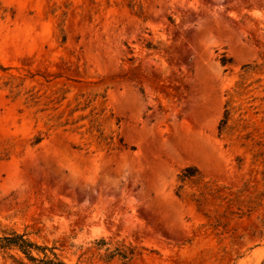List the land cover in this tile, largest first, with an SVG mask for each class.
I'll use <instances>...</instances> for the list:
<instances>
[{
	"label": "rangeland",
	"instance_id": "obj_1",
	"mask_svg": "<svg viewBox=\"0 0 264 264\" xmlns=\"http://www.w3.org/2000/svg\"><path fill=\"white\" fill-rule=\"evenodd\" d=\"M0 152V236L66 264H264V0H0Z\"/></svg>",
	"mask_w": 264,
	"mask_h": 264
},
{
	"label": "trees",
	"instance_id": "obj_2",
	"mask_svg": "<svg viewBox=\"0 0 264 264\" xmlns=\"http://www.w3.org/2000/svg\"><path fill=\"white\" fill-rule=\"evenodd\" d=\"M62 39H65V35L62 36ZM148 49H154V46L149 43L147 44ZM219 62L222 66L229 65L231 63V59L227 58L224 55H221L219 58ZM244 69H248L249 66L243 67ZM3 71L9 70V68H1ZM10 78H13L12 75H9ZM7 85V84H6ZM11 87V92H12V86ZM30 101H34L37 97L31 95L30 96ZM37 103V101H36ZM230 121V111L225 107L223 117L220 120L218 127H217V132L219 135H221L229 125ZM244 128V126H242ZM90 134L93 132L98 133L96 136V139L98 142H104L106 141V138L102 137V132L99 129V125H96V121H94L91 126L90 130L88 131ZM113 139L112 137L109 138L110 140V145H113ZM41 141L40 137H36L34 142L32 143L33 145L38 144ZM121 143V140H119ZM4 154L0 152V160L5 159ZM198 178V173L196 168H185L179 176V179L181 182L188 181V180H193ZM181 190V187L178 188L177 195L179 196V191ZM103 241V240H102ZM0 250H16L20 252L28 261H30L32 264H66L63 262L58 254L54 252L55 248L54 247H47V246H41L38 245L37 243L31 241L28 239L24 234H18L16 232H11L10 235L7 236H0ZM106 257L108 259H113L115 256L119 257L122 260L129 261L131 260L133 253L130 252L127 254L124 251L120 250H113L110 251L109 249H106Z\"/></svg>",
	"mask_w": 264,
	"mask_h": 264
}]
</instances>
